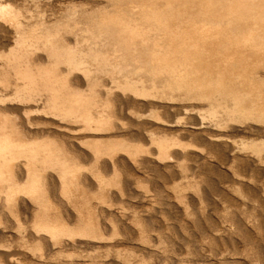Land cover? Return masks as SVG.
Listing matches in <instances>:
<instances>
[{
    "label": "bare ground",
    "instance_id": "bare-ground-1",
    "mask_svg": "<svg viewBox=\"0 0 264 264\" xmlns=\"http://www.w3.org/2000/svg\"><path fill=\"white\" fill-rule=\"evenodd\" d=\"M13 1L0 0V264H27L30 244L52 258L66 252L55 264H141L135 253L149 240L130 227L142 219L138 206H118L119 217L105 227L109 171L132 178V168L198 164L203 144L213 157L223 150L264 173V0H55L49 11L40 0ZM88 162L94 177L93 168L84 170ZM185 164L173 179L187 177ZM182 183L172 186L180 198L191 184ZM11 210L20 215L15 221ZM193 261L186 264H199Z\"/></svg>",
    "mask_w": 264,
    "mask_h": 264
},
{
    "label": "rangeland",
    "instance_id": "rangeland-1",
    "mask_svg": "<svg viewBox=\"0 0 264 264\" xmlns=\"http://www.w3.org/2000/svg\"><path fill=\"white\" fill-rule=\"evenodd\" d=\"M15 1L19 3L20 1H23V0H14L13 2L15 3ZM43 1L40 0V2H42V7L44 6L43 7L44 9L45 8H48V10L46 9L47 11H49V9L51 7H56V6H54L55 5L54 4L55 0H49V1L47 0V2L45 1V4L46 5L43 3ZM50 1L53 3L52 6L48 4V2L50 3ZM200 108L201 107H197V109H199V111L200 110L203 111V109H200ZM180 113L178 115L176 114L175 116H177V118H178L179 115H180L179 118H181V117L183 118V116H184L183 113H181V114ZM194 117H195V119H194ZM192 118H193L194 121H198L199 119H201L200 116H198V115L197 116H193ZM196 118H198V119H196ZM237 137L238 136H236L235 138H237ZM188 138L191 139L192 137L191 136H187V137L184 138V141H188L189 140ZM194 139H195V137H193L191 140L194 141ZM197 141H198V139H197ZM198 146H200V144H198ZM202 146H203L204 149L206 148L203 144L200 146V148H202ZM200 148L198 149V151L201 150ZM203 148H202V150H204ZM219 149H221V148H219ZM202 150L199 152V154L202 156V159L199 162H197L199 165L196 164V163H194V161H192V160L191 161L188 160V164H187V160L186 161L184 160L183 162L180 161L181 163H180L179 166H181V167H183V165L185 164V162H186L185 166L188 167V165H189V168H190V166L191 167L194 166L193 168H190L191 170L189 168L184 167V170L185 171L188 169L189 170L188 172H190V173H187L186 172L187 173V177L190 174L189 175L190 177H188V179H187V177H185V178L182 179L179 176L177 178L173 179V176L176 173L178 175V173H179L178 170L179 169L180 170H183V168L182 169H181V167L178 168V166H176V167L173 166V170H172V168H170L171 170H169V168L167 169V168H163L161 166L159 169L162 168V170L160 171V170H158V168L155 169V167H151L152 166L151 165V166H149V168L151 167V169H149L148 167L145 168L147 170V173L149 172L148 175L147 174L145 175L146 170H141V169H138L137 170L136 169V171H135L134 170L135 168H132L133 169V173H132L133 175L131 174V176L134 177V178L132 177L133 178V181L136 179L135 182L130 181V180H132V178L131 177H127V172L124 171L125 169H123V171L121 170L122 171L121 174H120V172L118 173V176H120L119 178H118V176L115 177L116 174L114 175V174H112L111 171H109L108 172V175L107 174L105 175V176H108V177H106V178L103 177L104 179L109 180L107 182H109L110 185H108V183L106 182V180L104 181L108 185L107 186L105 184L106 188L108 187L109 190L111 189L110 190V195L107 198H105L106 201H107L106 205L108 206V204H110L109 206L111 207L109 209V206H108V211H107L106 218H105V221H106L105 222V227H106V229H109L111 222L112 221H115V218H117V216H118L117 214L118 213H116L117 212L116 210L118 209V206H120L119 207V210H123L124 209L123 211H127L128 212V207H130V205L131 206L132 205H135V206H138L139 207V208L136 207L138 209V211H139V212L137 211L138 213L136 212L137 213L136 215L139 214V217L141 216L140 218H142L144 220V222H141L142 229H143L144 226H146L147 228L145 227L144 229L148 233L145 234L144 233L145 230H141L140 231L141 228H139V225H141V224L138 225V223H140V221L142 219H140L139 217H137V218L140 219V221H138V223H137L136 219H135V222H134V220L131 221V223H130L131 226L130 227H131V229H133V232L136 231V229L137 230L139 229V232H142L143 231L142 232L143 233V235H142L143 236V239L146 238V239L149 240L148 243H144V245L146 244L147 248L148 247L151 248V249L148 248V249L145 250L144 248L139 247V251L135 253V257H136V254H139V255H137V257L140 256V258L139 257L138 258L136 257L138 259V262H139V259H141V258L147 261L146 262V261H144V260L141 259V261H142L141 264H147V263L148 264H179V263L180 264H184V263L186 264V263H189L188 262L189 260L190 261H193L194 260L193 263H197L199 257L201 258V259L199 258V260H200V261H198L199 264H204V263H206V264H211V263L212 264H224L225 262H226L225 264H243V263L244 264H262V263L264 264V262H262V259L264 257V219H263L264 218V208H263L264 200H262V202H263L262 203L258 199L260 197L261 198H264V194H263L264 190H262V189H264V187H263L264 186L263 185L264 182H262L263 181L262 179H264V173L263 172H256L254 170L255 169L254 168V165L252 164V162L250 161V159H247V158L244 159L245 160V162H244L245 165H244L243 163H241V161H244V160H240L239 157H237L235 159H232V156L229 153H226L224 151L225 156H227L226 158H224L225 157V156L223 157L224 154L221 153V152H223V150H221V151L218 150L222 155L218 152L219 154L218 155L217 154H214V156L215 155L218 156L217 158H219L220 160H221V157L224 158V159L222 158V161H220V160L218 161L215 158L216 156L213 157L212 156V153L208 151V148H207V152H205V150L202 152ZM209 154H211V155H209ZM203 156H204V159H206V160H204V162H207L206 164L208 166L205 163L202 162L203 161ZM213 158H215V159H213ZM210 160H212V161H210ZM223 160L225 162H227V163H224ZM232 160L233 161L235 160L234 163H233ZM89 163L90 162L86 163L87 165L84 164V170L87 171V173L89 172V175H90L91 174V172H90L91 170L90 169L93 168L92 170H94V171H92V176L94 177V175L97 174L96 173L97 172L96 171L97 168L94 169L95 166L93 167V165L90 164L92 166L91 167L90 165H88ZM231 163H233L232 164L233 166L231 165ZM237 163L240 164V165H238ZM248 163H250V164L247 165ZM181 164H183V165H181ZM203 165H206V166H203ZM241 165H243L244 167L241 166ZM86 166L87 167L89 166L90 168H87ZM236 166L237 167L240 166L241 168H239V167L237 168ZM249 166H251V167H249ZM239 169H242L241 170V174L239 173L240 172ZM151 170H153V171H156L157 170L158 173H155L153 171L151 172ZM201 170H202V172H201ZM253 170H254V172H253ZM142 171L145 172V173H142ZM163 171H164V173H163ZM167 171H169V172H167ZM185 171H183V172H185ZM134 172H136L135 174H137V175H135ZM150 172L152 173V175H150L151 174ZM122 173H124L125 176ZM168 173H170L169 175L171 176L170 178H172V179H170V178L167 177V176H169ZM192 173H193V175H191ZM242 173H244V174H242ZM140 174L143 175V176H140ZM164 174H166V175H164ZM232 174L233 175L234 174L235 175L238 174V176L237 175L236 176L235 175L232 176ZM255 174H256V176H255ZM129 175L130 174H128V176ZM163 175H164V177H163ZM242 175H243V178L240 179L242 177ZM244 175H246V178H245ZM144 176H147V179ZM251 176H252V178H251ZM258 176L261 177V179ZM123 177H125L127 180H124L125 178H123ZM155 177L158 178V179H156ZM197 177H199V178H197ZM233 177H235V179H233ZM236 177L240 181L242 180L243 184H245L246 186L247 185L248 186L251 185L253 187V189L256 190L257 193H254V195L256 194L255 197L254 196L253 197L251 196V195H253V193H248V195H247V192L246 193H245V191L243 192V190L240 188V185L238 183H236V182L239 181ZM120 178H122L123 180L120 179ZM142 178H143V180H142ZM190 178H194V179H192V181L197 179L196 182H199V184H200L199 186L200 187L198 186V183H195L193 185L192 183H194L195 181L191 182V179ZM248 178L252 179V181L250 179H248ZM176 179L179 180V181H177ZM180 179H182L181 182H180ZM186 179L192 185L189 184V182H187ZM243 179H245L246 182L243 181ZM112 180H113V182H112ZM119 180H120V182H119ZM121 180L122 181H125V184H126V185L124 184L125 187L122 186ZM173 180H175L174 182H176V183H173ZM234 180H236V181H234ZM114 181H116L115 182L116 185H114ZM117 181H118V183H117ZM248 181H249L250 184L248 183ZM252 182H253V184H251ZM254 182H255V184L257 183L260 186L262 184V186L259 187L257 184L254 185ZM181 183L185 186V188H187L190 185V188L189 187L188 188L191 189V190H189L188 188L187 189H184V194L186 193L185 190L186 191H189V192H187V195L185 194L186 197H184L185 198V204L183 202L184 201V198L183 197H181V198L179 197L180 195L182 196V194H179V190L178 189H180V188H178L177 190H174V188L176 186L175 184H181ZM185 183H187L189 185L186 186ZM259 183H261V184H259ZM120 184H121V186H120ZM196 184H197L196 187H199L200 192L203 191V192H201L202 195H201L200 192H197V191H199L198 188H193ZM236 184H237V186H236ZM173 185H175V186L173 187V190H172V186ZM191 186H193V187H191ZM160 187H161V189H159ZM236 187H237L238 190L240 188V190H242V193H241V191H239L240 192L239 193L238 190H236ZM202 188H203V190H202ZM260 188H261V190H260ZM38 189L40 190V187L39 188L36 187L35 188V190H36L35 192H37ZM192 189H195L194 192H196V193L192 192L193 191ZM205 190H207V191H205ZM259 190H260V192H259ZM121 191H123V192H121ZM141 191H143V192H141ZM173 191L176 192V193H173ZM204 191L207 192V194H205ZM112 192H114L113 193L114 196H115V194L118 195L121 192L120 193L121 195L119 194L121 197L118 195L119 197L115 196L116 197L115 198L114 196H112ZM144 192H146V193H144ZM160 192H161V194H160ZM177 192H178L179 196H175L174 195V194L178 195ZM197 193L200 194V197L198 195H195ZM203 193L205 194V197H206V195L211 196V197L214 196L213 197L214 199H211V197L209 198L208 196H207L208 198L206 197L207 198L206 199L203 196L204 195ZM238 193L240 195H238ZM223 194H224V198H223ZM258 194H259V196H258ZM189 195H191V196H189ZM193 195H195V196H193ZM196 196H198L197 198H199V201L196 198ZM201 196H203L204 198L201 197ZM227 196L228 197L231 196V197L228 198ZM238 196L239 197L241 196V197L238 198ZM112 197H113V199H112ZM176 197H177V199H176ZM241 198H242V201H241ZM179 199L182 200V202L179 201ZM200 199L203 201L202 203H200L201 202ZM231 199H233V200H231ZM42 200H44V199L42 198ZM47 200H51V204L53 202V204H52L53 207L56 206V205H54L56 202L53 201L52 198H50V199L47 198ZM236 200L239 201L240 203L238 204L236 202ZM245 200H247V201H245ZM44 201H42V202H44ZM122 201H124V202H122ZM229 201H232V202L235 201V203H237V205L234 206L235 203L233 204L231 202H230L231 203V205H230ZM42 202H41V204L43 205ZM46 202L48 204H46ZM46 202H44V205L45 206L47 205V207L49 206L48 209L53 208L50 205V202L49 201H46ZM186 202L188 203V205H187ZM224 202L226 204V205L224 204L225 206H223V203ZM37 203L40 204V202H37ZM94 203L95 202H93V204ZM114 204L115 205L118 204V205L115 206ZM125 204H126V206H125ZM199 204H201L202 206L201 205L199 206ZM204 204H206V205H204ZM84 205H86V204H84ZM121 205L124 206V207L121 208L122 207ZM74 206H77V203ZM112 206H114V207L112 208ZM184 206H185V208H187L188 212H186L187 210L184 208ZM204 206H206V207H205V209L203 208V210H202L201 207H204ZM226 206H227V209L229 211H231L230 208L233 209L231 211V213H229V216H228L227 210H225L226 209ZM125 207H126V209H125ZM200 209L202 210L203 213L201 212ZM112 210H115V211H112ZM141 210H143V211H141ZM145 210H147V211H145ZM184 210H186V211H184ZM222 210L223 211H226V212H223ZM239 210H241V211H239ZM9 213H11V212L9 211ZM186 213H188V214H186ZM225 214H226V217H225ZM233 214L235 216H237V217H235V220L233 218V216H234ZM11 215L9 214V216L13 217L16 214L13 215V211H12ZM17 215L15 217H20V215H18V216ZM115 215H116V217H115ZM15 217H13L14 219H12V218L11 219L13 221H15ZM107 217H108V219H107ZM231 218H232V220H231ZM241 218H243V219H241ZM98 219H100L99 216H98ZM236 219H237V224H236ZM238 219H240V221H238ZM109 220H111V221H109ZM233 220H234V222H232ZM243 220H246V223H244ZM230 221L232 222L231 224H230ZM238 222H240V224L242 223L243 225L241 224V226H240L238 224ZM147 223L151 227V230L149 229L150 227L148 226ZM134 224L137 225L138 228ZM6 229H8V228H5V230ZM9 230H11V229H9ZM149 234H150V236H147ZM135 235H136V232H135ZM144 235H146V237ZM76 236H77V234H76ZM135 237H137V236H135ZM134 240H136V239H133L132 241L135 242V243L136 242L138 243V240H136V241H134ZM29 246L31 247V248L29 247L30 249H28L30 253L28 254V251H27V254L28 255H26V259H25V263H27V264H30L29 263V260H30L29 258H31L30 261H34L35 264H36V262L39 264L38 261H40V262H41V260L42 261H45V259L46 260L49 259L50 262H48V263H51V261L53 260V262L51 264H55L54 259H55V261L58 260V262H60L61 260H64V259L67 258L66 256L65 257L63 256V254L66 253V252H63V254L61 253V255L63 257H60L61 256L60 254H59L60 256L58 254H53L55 257L58 256L59 258H57V257L56 258L55 257L52 258L53 256L51 255V253L49 255V254H46L47 252H45V253L42 252V251H46V250H42L41 251V254L39 253V251L41 249H44V247L43 248L41 247V249H40V246H37V245L35 246V248H33L32 246H34V245L31 246V244ZM32 249H33V252L36 251V249L37 250L39 249V251L38 252L36 251L37 253L36 252L33 253L32 252ZM195 249H197V250H195ZM195 251H197V252H195ZM235 251H236V253H235ZM31 253H33V254L30 255ZM67 253H69V251ZM71 253L74 254V255L72 254L73 256L76 255L75 254L76 252L74 253L73 251H70V254ZM140 253L141 254L143 253L144 255L142 254L143 255L142 256V255H140ZM233 253H235V254H233ZM245 253L248 256L250 254H251L250 256H253L252 254H254V256H257L258 255V257H254L253 256L252 258L250 257V259H249V257ZM34 254H35V256H34ZM36 254H37V256H41L42 258L41 257H36ZM45 254H46V256H45ZM221 254L222 255L224 254L225 257L222 256ZM259 254H260V256H259ZM42 255L45 256V257H47V258L43 257ZM64 255H66V254H64ZM202 255H204V256L202 257ZM259 257H260V259H259ZM40 258H41V260H40ZM62 258H64V259H62ZM202 258H204V259L202 260ZM221 258L225 259V261L223 259H221ZM233 258H234V260L236 259L237 263H236V261H235V263L232 262ZM178 259H180V260L178 261ZM184 259H185V261H184ZM253 259H254V261L256 260L255 263H254ZM257 260L259 262L260 261L261 262L259 263ZM148 261L149 262L152 261V262L149 263ZM221 261H223L224 263H222ZM263 261H264V259H263ZM34 263H31V264H34Z\"/></svg>",
    "mask_w": 264,
    "mask_h": 264
}]
</instances>
